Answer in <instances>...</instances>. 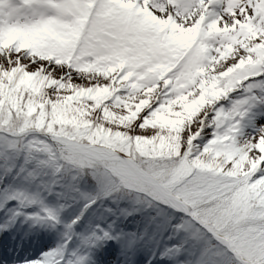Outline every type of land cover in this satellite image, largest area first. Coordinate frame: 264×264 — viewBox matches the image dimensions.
I'll use <instances>...</instances> for the list:
<instances>
[{
    "label": "snow or ice",
    "instance_id": "1",
    "mask_svg": "<svg viewBox=\"0 0 264 264\" xmlns=\"http://www.w3.org/2000/svg\"><path fill=\"white\" fill-rule=\"evenodd\" d=\"M0 264H264V0H0Z\"/></svg>",
    "mask_w": 264,
    "mask_h": 264
},
{
    "label": "rangeland",
    "instance_id": "2",
    "mask_svg": "<svg viewBox=\"0 0 264 264\" xmlns=\"http://www.w3.org/2000/svg\"><path fill=\"white\" fill-rule=\"evenodd\" d=\"M15 242H16V244H23L25 247H27L30 243H32V241L29 240L28 238L22 239L21 235H17ZM16 244H14V245H16Z\"/></svg>",
    "mask_w": 264,
    "mask_h": 264
}]
</instances>
